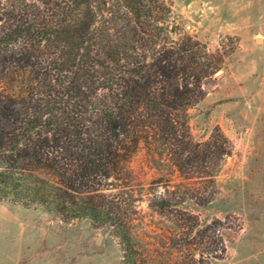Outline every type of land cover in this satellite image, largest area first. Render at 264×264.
I'll return each instance as SVG.
<instances>
[{
    "label": "trees",
    "instance_id": "obj_1",
    "mask_svg": "<svg viewBox=\"0 0 264 264\" xmlns=\"http://www.w3.org/2000/svg\"><path fill=\"white\" fill-rule=\"evenodd\" d=\"M169 12L162 0H0V201L109 227L122 264H218L228 227L184 204H211L232 154L220 128L199 143L189 125L223 58L171 37ZM142 143L195 180L149 202L173 232L156 253L135 236L132 203L105 193Z\"/></svg>",
    "mask_w": 264,
    "mask_h": 264
},
{
    "label": "rangeland",
    "instance_id": "obj_2",
    "mask_svg": "<svg viewBox=\"0 0 264 264\" xmlns=\"http://www.w3.org/2000/svg\"><path fill=\"white\" fill-rule=\"evenodd\" d=\"M162 1L170 10L171 37H192L223 58L206 81L205 97L189 110V125L199 143L220 128L232 154L220 165L216 188H207L211 204L200 208L189 200L184 208L202 224L218 219L228 227L227 253L218 264H264V0ZM119 179L105 193L116 194L128 212L132 203L135 236L149 253L165 251L172 225L149 202L195 180L184 181L165 154L143 143ZM122 255L109 227L65 223L42 208L0 201V264H122Z\"/></svg>",
    "mask_w": 264,
    "mask_h": 264
}]
</instances>
